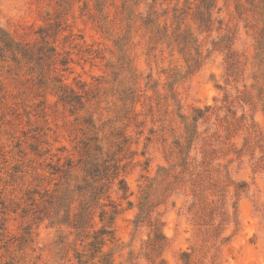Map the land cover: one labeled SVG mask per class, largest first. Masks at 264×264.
I'll return each instance as SVG.
<instances>
[{"label":"rangeland","instance_id":"obj_1","mask_svg":"<svg viewBox=\"0 0 264 264\" xmlns=\"http://www.w3.org/2000/svg\"><path fill=\"white\" fill-rule=\"evenodd\" d=\"M197 4L0 0V30L31 47L42 45L46 30L55 55L42 73L59 76L84 103L71 113L53 86L38 85L34 63L0 61V264H79L102 226L114 234L101 251L112 264H264L263 25L244 0H216L215 21L202 29ZM149 17L170 35L190 33L208 55L201 67L189 73L175 44L152 42ZM228 52L238 61L231 77ZM196 110L204 113L194 122ZM118 160V178L99 180ZM103 184L109 191L99 200L86 194L91 228L73 229L84 191ZM61 193L59 205L49 198ZM156 233L164 237L157 252Z\"/></svg>","mask_w":264,"mask_h":264},{"label":"trees","instance_id":"obj_2","mask_svg":"<svg viewBox=\"0 0 264 264\" xmlns=\"http://www.w3.org/2000/svg\"><path fill=\"white\" fill-rule=\"evenodd\" d=\"M244 4L248 5L250 7V11L255 14L260 22L263 25V28L259 32V39L257 40V50L258 54L257 56L261 57L260 62H264V0H244ZM244 4H239V8L242 9ZM216 8V0H198V4L196 6V14H195V20L198 22L199 28L209 29L212 24L214 23L215 19L213 18L214 10ZM150 15V14H149ZM145 25V28L149 30L151 33V40L154 43H161L166 44L168 47L172 44H175L178 48V52L183 55L184 61L186 63L187 69L189 73L193 71V69H198L201 67V64L203 60H205L208 55L205 57H201L200 53L197 51L198 49L195 47V41L193 38H191V34L187 32H178V29L175 30L171 35L169 34L168 30L166 28H160L158 24H156L155 21L151 20L150 17L147 18L143 22ZM42 33L45 34L43 36L42 45L39 47H31L28 44H21L16 43L13 40H11L5 33H3L0 30V61L5 62L7 59H10L12 62L16 64H20L21 61H25V63H34L36 67H38L41 72H39L38 76V85L46 86L50 85L53 86L51 90L54 91V94L58 98V102L62 104L63 107H67L69 109V112L75 113L78 111H81L84 108V103L82 101V96L75 93L73 90L66 87L64 84H62V80L59 76H53L46 78V75L42 73L43 65L47 61L51 59L52 56H54L55 50L52 47H49L48 42L44 41V38L48 37L49 35L46 34V30H41ZM173 38V39H172ZM191 50H194V55L191 53ZM229 51V49H228ZM60 66L65 67L67 64V61L62 59L59 61ZM225 64L227 65V76L231 77L234 74V71L237 67L238 61L236 59V56L233 52H228L227 57L225 59ZM61 71H65V69H62ZM209 108L207 107L204 112H207ZM197 114L192 119L194 122L197 121L198 118L203 117V111L196 110ZM180 147V145H178ZM85 153L87 157L89 158L91 147H88V145L84 146ZM97 147L93 148L92 150H97ZM120 160L116 161L114 164L109 165L104 168V176H102L99 180L106 179L108 181V185H110L111 179L114 180L118 178L121 168L119 165ZM87 166H89V169L87 171V174H93V177L97 176L98 169L97 166L86 163ZM188 165V162L185 160H182L181 167L186 168ZM86 166V165H85ZM70 169V167H68ZM55 171H59V169H56ZM63 172L64 175H67L69 171H59ZM100 174V173H99ZM198 176V175H197ZM199 181H203V178L201 176L198 177ZM93 182H97L93 181ZM120 187L119 190L125 195L128 191V188L126 187L123 180L119 181ZM201 184V183H199ZM89 188V186H88ZM78 193L82 194V190L80 187H77ZM109 191V186L107 185H101L99 187H92L90 191H84L83 195V201L80 202V207L77 209L75 213L72 214V220L68 223L69 226H71L75 230H79L83 232V230H86L88 228H91V220H92V205L89 204V200L86 199V194H90L89 197H91V200L94 201L99 200L100 196H105ZM56 192V191H55ZM65 193H61V196H55L50 195L49 198L55 202V204L59 205L60 201H62L63 197L65 196ZM99 196V197H98ZM108 198V196H106ZM90 200V201H91ZM71 205V203H70ZM113 210L110 211V215L108 216V224H112L114 220V216L116 215V209L115 206L109 205ZM104 207V206H103ZM203 207V206H202ZM63 208L62 206L60 209ZM196 208V212L198 213V210H205L204 208ZM59 210V209H58ZM56 211L54 213L55 216L58 215ZM64 216L67 215V217H70L71 208L69 207L68 210H64ZM191 212V209H190ZM108 212L105 210H102L100 212V221L103 222L105 220V216ZM145 213L144 208L141 206L139 207V214L137 215V219L141 217L142 214ZM50 218V217H49ZM139 222V221H138ZM114 240V234L113 231L110 230L109 226H102L101 229L94 232L93 241L88 244L90 255L89 258L85 261L82 260L83 254L78 255V263L79 264H97L94 263L93 260L95 257L99 254H101L102 248L106 241L112 242ZM152 247V250L157 252L164 246V237L156 233L154 240L150 244ZM102 258L101 261H99L100 264H112V262L109 259V255L101 254ZM185 257L188 255L184 253ZM161 264V262L159 263ZM189 264V263H186Z\"/></svg>","mask_w":264,"mask_h":264}]
</instances>
